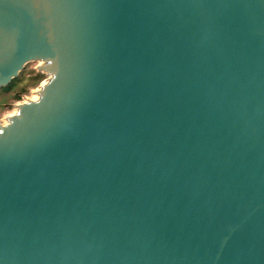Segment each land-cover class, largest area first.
Instances as JSON below:
<instances>
[{
  "label": "water",
  "instance_id": "95a60500",
  "mask_svg": "<svg viewBox=\"0 0 264 264\" xmlns=\"http://www.w3.org/2000/svg\"><path fill=\"white\" fill-rule=\"evenodd\" d=\"M0 264H264V0H0Z\"/></svg>",
  "mask_w": 264,
  "mask_h": 264
},
{
  "label": "rangeland",
  "instance_id": "374dc122",
  "mask_svg": "<svg viewBox=\"0 0 264 264\" xmlns=\"http://www.w3.org/2000/svg\"><path fill=\"white\" fill-rule=\"evenodd\" d=\"M44 63L40 60L28 62L20 72L19 80L14 88L5 90L4 87H0V121L3 124L8 122L10 115L16 113L17 108L13 104L33 99L34 91L39 90L41 85L48 81L49 74L38 69ZM18 95H20V99H18Z\"/></svg>",
  "mask_w": 264,
  "mask_h": 264
},
{
  "label": "trees",
  "instance_id": "16d2710c",
  "mask_svg": "<svg viewBox=\"0 0 264 264\" xmlns=\"http://www.w3.org/2000/svg\"><path fill=\"white\" fill-rule=\"evenodd\" d=\"M18 80H19L18 77L15 78V79L10 83V85L4 87V89H5V90H11V89L14 88V86L17 84V81H18ZM17 97H18V99L21 98L20 95H18Z\"/></svg>",
  "mask_w": 264,
  "mask_h": 264
},
{
  "label": "bare ground",
  "instance_id": "6f19581e",
  "mask_svg": "<svg viewBox=\"0 0 264 264\" xmlns=\"http://www.w3.org/2000/svg\"><path fill=\"white\" fill-rule=\"evenodd\" d=\"M46 83V82H45ZM44 84V83H43ZM39 90L34 91V98L33 99H38L39 98ZM17 108V107H16Z\"/></svg>",
  "mask_w": 264,
  "mask_h": 264
}]
</instances>
